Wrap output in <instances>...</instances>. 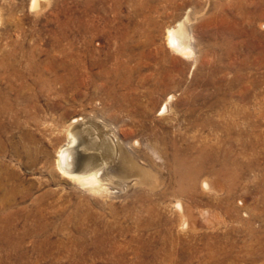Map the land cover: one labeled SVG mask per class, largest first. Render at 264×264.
<instances>
[{
  "label": "rangeland",
  "instance_id": "374dc122",
  "mask_svg": "<svg viewBox=\"0 0 264 264\" xmlns=\"http://www.w3.org/2000/svg\"><path fill=\"white\" fill-rule=\"evenodd\" d=\"M31 1L0 0V264H264V0Z\"/></svg>",
  "mask_w": 264,
  "mask_h": 264
},
{
  "label": "bare ground",
  "instance_id": "6f19581e",
  "mask_svg": "<svg viewBox=\"0 0 264 264\" xmlns=\"http://www.w3.org/2000/svg\"><path fill=\"white\" fill-rule=\"evenodd\" d=\"M38 4H39V1L38 0H32L31 1V6L32 7H35ZM167 39H168L169 46L174 51L179 52V53H182V54L186 53L187 50L189 51V49H188V47H189L188 46L189 38H188V35H187V32L185 30V27H184L183 23H179L177 28H169L168 31H167ZM76 60H75L74 65L68 66L69 67L68 68L69 69L68 70L69 71V74H68L69 76L67 74L63 76V75H60V74L57 75V73H55L56 79L62 81L65 85H67L68 83H70L71 78H73L72 79L73 81H74V79L75 80H78L79 75H81L80 72H78V71L81 70V65H80V59H76ZM35 98L36 97H30V98L27 97L26 99H27L28 102H31L32 103V102H34ZM53 106H59V104L56 103V102H54L53 103ZM34 107H36V106H34ZM74 151L75 150L70 145L67 146V147H65V148L63 147V148L60 149V151L58 153V160H57V165H58L59 169L62 171L63 175L64 174L68 175L72 179H75L77 181V183H79V184H81L83 186H88V187H91L92 189L98 187L99 186L100 179L98 177V174H96L95 171L94 172H85V171H83L81 173L79 172V174H78V172L77 173H73L72 170L69 168L70 165L72 164V161H73V158L72 157L74 156L73 155ZM76 161H77L76 168H78V169H79V167L82 168L83 167V164H84L83 163V154L80 153L79 156H78V159H76ZM192 164H194V163H192ZM192 167H191V164H188V166H186V165H184V162H183V164L180 163L179 170L182 173L186 174L185 176L189 179L190 182H192L193 184H195L196 181H197V178H198V174H199V170L200 169L192 168Z\"/></svg>",
  "mask_w": 264,
  "mask_h": 264
}]
</instances>
